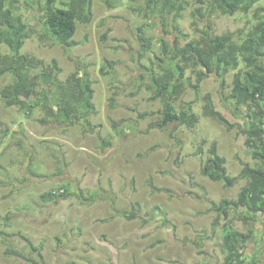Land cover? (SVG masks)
Wrapping results in <instances>:
<instances>
[{
    "label": "rangeland",
    "instance_id": "1",
    "mask_svg": "<svg viewBox=\"0 0 264 264\" xmlns=\"http://www.w3.org/2000/svg\"><path fill=\"white\" fill-rule=\"evenodd\" d=\"M189 2L180 27L193 37L190 12L199 4ZM139 3L117 0L116 7L108 9L103 0H93L92 22L77 26L78 45L72 49L41 36L37 12L43 0L35 10L22 8L32 26L22 51L45 62L55 59L61 80L78 66L88 68L97 113L91 118L93 131L87 132L81 125H40L0 101V129L9 130L0 140V264H32L28 260H34L35 253L30 254L22 236L34 247L42 246L46 264H223L221 237L212 228L215 213L209 202L235 198L245 182L225 188L200 170L211 143L225 158L231 176L240 170L238 160L250 165L254 161L243 136L202 114L201 98L209 94L216 110L230 123L239 122L229 103L221 100L212 76L202 82L198 94L187 88L181 98V104L193 102L198 117L193 128L172 125L147 131L156 115L137 119L138 112L161 108L160 101L150 100L146 82L139 80L140 63L147 65L152 58L150 53L140 62L137 58L136 28L145 21L130 6ZM213 24L214 32L221 34L247 22L225 16L214 18ZM197 27L201 29L202 23ZM153 32L159 34V29L147 34ZM105 61L112 63L108 73L101 71ZM231 79L230 74L227 86ZM5 83L0 81V87ZM228 92L229 87L224 94ZM123 119L127 121L121 123ZM59 185L67 186L69 195L41 199ZM86 190L98 191L94 200L79 201L73 194L82 191L86 198ZM131 210L132 217L124 215ZM233 224L247 231L241 221L234 219ZM254 248L250 243L248 252ZM8 249L24 257L7 255Z\"/></svg>",
    "mask_w": 264,
    "mask_h": 264
},
{
    "label": "trees",
    "instance_id": "2",
    "mask_svg": "<svg viewBox=\"0 0 264 264\" xmlns=\"http://www.w3.org/2000/svg\"><path fill=\"white\" fill-rule=\"evenodd\" d=\"M39 1L0 0V81L6 82L0 87V101L40 125H81L85 131L92 132L95 126L91 118L97 112L88 68L78 66L61 80L62 71L55 59L45 62L22 51L32 32L22 8L35 10ZM103 1L108 9L116 7L117 0ZM195 1L199 5L190 12L191 25L195 26L193 37L180 27L183 13L191 6L189 0H141L137 6H130L145 21L136 28L137 58L140 62L146 54L152 55L145 61L147 65L140 63L143 70L139 72V80L146 82L152 93L150 100L161 103L158 112H138L136 117L145 120L156 115L147 131L165 130L172 125L191 129L198 117L193 102L181 104V98L187 88L198 94L204 80L215 78L221 100L229 103L232 115L239 122L230 123L216 110L209 94L201 98L202 114L243 136L254 165L238 160V174L229 175L225 158L217 153L216 144L211 143L201 175L225 188L245 182L235 198L209 202L210 210L215 213L212 228L221 237L223 264H260L264 260V0ZM43 3L37 12L41 36L65 49L76 47L77 26L92 22L93 0H43ZM225 16L245 18L247 24L236 31L215 33L213 19ZM198 23H202L199 30ZM156 27L159 34L153 32L149 36L147 33ZM111 67L112 63L105 61L102 73H108L107 68ZM230 74L231 84L227 86L226 78ZM227 87L229 92L225 95ZM124 121L127 120L120 122ZM8 131V128L0 129V140ZM69 191L67 186L59 185L44 192L41 199L56 200L69 195ZM82 193L73 194L86 202L94 200L98 191L86 190V198ZM134 214L133 210L124 213L130 217ZM234 219L241 221L247 231L236 229ZM22 239L31 249L30 254L35 253L34 260L28 261L46 264L42 246L34 247L28 238L22 236ZM250 243L255 246L252 253L248 252ZM5 253L24 257L14 249Z\"/></svg>",
    "mask_w": 264,
    "mask_h": 264
}]
</instances>
